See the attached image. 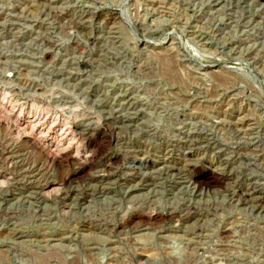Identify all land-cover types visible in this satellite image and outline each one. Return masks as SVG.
I'll list each match as a JSON object with an SVG mask.
<instances>
[{
	"label": "rangeland",
	"instance_id": "374dc122",
	"mask_svg": "<svg viewBox=\"0 0 264 264\" xmlns=\"http://www.w3.org/2000/svg\"><path fill=\"white\" fill-rule=\"evenodd\" d=\"M0 264H264V0H0Z\"/></svg>",
	"mask_w": 264,
	"mask_h": 264
},
{
	"label": "bare ground",
	"instance_id": "6f19581e",
	"mask_svg": "<svg viewBox=\"0 0 264 264\" xmlns=\"http://www.w3.org/2000/svg\"><path fill=\"white\" fill-rule=\"evenodd\" d=\"M3 103V102H2ZM48 121V120H47ZM45 122V121H44ZM28 124L26 123V122H24V120H22V119H20V118H18V119H16L15 120V127L17 128V129H20L21 130V132L23 131V132H25V133H27V129L28 128H26L25 126H27ZM29 126V125H28ZM44 126H45V124H43V125H39V123H38V121L37 122H35V124L32 126V130L34 131V130H36V131H40V132H42L43 131V129H42V127L44 128ZM19 130V131H20ZM33 131H32V133H33ZM102 132V131H101ZM32 133H30V135L28 134L27 136H26V140L27 141H31V140H33V145H40V144H44L46 147H48V149H52V147H53V144L50 142V141H46L45 143H42L43 141V139H39V140H41V141H39V140H35V139H32V136H33V134ZM43 133V132H42ZM54 134V133H53ZM41 135V134H40ZM43 135V134H42ZM41 135V136H42ZM52 135V134H51ZM60 135V134H59ZM44 136H47V135H45L44 134ZM43 137V136H42ZM61 137H63V145H64V147L63 148H65V149H71V147H73L71 144H72V140L74 141V136L71 134V131H70V129H66L65 131H63L62 132V135H61ZM99 137V136H98ZM103 137V134L101 133V138ZM25 138V137H24ZM100 138V139H101ZM105 138V137H104ZM52 140H54V139H52ZM84 140L86 141V146L88 147V148H94L95 146V143L96 142H94V144H93V140L92 139H90L88 136H85L84 137ZM92 140V141H91ZM102 140V139H101ZM110 140V139H109ZM61 143V142H60ZM52 144V145H51ZM83 144V143H82ZM65 145H67V146H65ZM78 145V144H77ZM99 145V144H98ZM35 146V147H36ZM40 147V146H39ZM101 147V146H100ZM78 150V149H77ZM75 152H76V150H75ZM56 153V152H55ZM70 153V157H71V155H72V157H74L75 156V153L74 152H69ZM50 154V153H49ZM54 154V153H53ZM79 155V154H78ZM60 156V155H59ZM68 156V157H69ZM48 158H49V156H47ZM60 159V158H59ZM51 160L52 161H58V155L57 154H54L52 157H51ZM75 160V159H74ZM50 161V160H49ZM110 161H113V159H110ZM108 162V161H107ZM58 163H60V160L58 161ZM56 164V163H55ZM79 169V168H78ZM81 169V168H80ZM74 174H80V172L79 171H77L76 170V172L74 173ZM216 178L217 177H215L214 176V174H211V173H207V174H205V175H202V176H197L196 178H195V181L197 182V183H203L204 184V182H207V183H212V182H216L217 183V181H216ZM208 185V184H207ZM210 185V184H209ZM53 186V185H52ZM52 188V187H51ZM49 190V189H48Z\"/></svg>",
	"mask_w": 264,
	"mask_h": 264
}]
</instances>
